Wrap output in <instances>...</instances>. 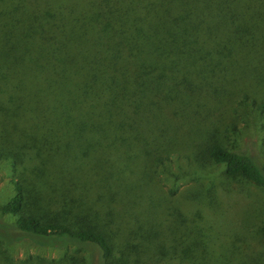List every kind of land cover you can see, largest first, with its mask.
Returning <instances> with one entry per match:
<instances>
[{
	"label": "trees",
	"instance_id": "1",
	"mask_svg": "<svg viewBox=\"0 0 264 264\" xmlns=\"http://www.w3.org/2000/svg\"><path fill=\"white\" fill-rule=\"evenodd\" d=\"M237 111L264 133V0H0V162L14 192L0 214L20 237L90 243L103 264L147 251V263L264 264L178 249L186 234L198 247L229 181L264 192V141L229 140ZM119 208L163 212L172 244L109 228Z\"/></svg>",
	"mask_w": 264,
	"mask_h": 264
},
{
	"label": "rangeland",
	"instance_id": "2",
	"mask_svg": "<svg viewBox=\"0 0 264 264\" xmlns=\"http://www.w3.org/2000/svg\"><path fill=\"white\" fill-rule=\"evenodd\" d=\"M253 119V117L245 119V117H242V113L237 111L235 121L237 123L236 125L241 127V129L240 136L236 137L237 142L232 135L229 137V140L233 144H238L240 142L241 145L247 144L251 146L250 142L255 138L257 143L264 141V133L259 130L258 124H254ZM215 122L218 126L222 123L219 121ZM222 128H224V126H222ZM258 155L260 164L264 168V153L261 152V154L258 153ZM179 159V162L184 164V160H182V158ZM168 161H171V164L174 165L175 157H173V154H171L170 160ZM154 164H156L154 169L160 168L157 162H154ZM149 165L151 166L152 163H149ZM155 176L157 180L154 179L155 192L157 187V192L159 191V193H163L169 197L170 195L165 191L170 190V182L162 178L158 172H156ZM10 178L11 173L9 172V168L0 162V206L14 193L9 183ZM201 181L204 185L208 183L206 178H203ZM195 182L197 181L186 180L180 183L178 189L179 191H183L189 186H193ZM229 183L230 184H225L223 186L222 192H217V195H215L214 205L216 209L208 207L204 211L206 218L208 220L211 219V222L208 226L209 229L205 228L203 231H197L199 235V237H197L199 248L193 244L190 245L189 238H186L187 234L179 239V242L182 244L180 247L178 246L179 252L185 247L188 248V252L186 248L183 250V253L180 255H185L181 257H187L188 253L200 256V253H205V251H217L219 258L223 256V259L230 261L236 256L230 254V249H236L242 252L241 255L244 256L242 259L247 260L248 257H252V261L250 262H253L254 254L258 253V259L262 258L264 260V223L263 225L259 224L260 221L264 222V192L253 184L239 179H233L229 181ZM205 188L204 186L203 189ZM196 189L198 190L197 187ZM194 192L196 193L194 188L191 189V192H183L182 196L184 198H181V201L185 203V197L189 198ZM204 194V191L201 192L199 196L200 199L202 196L204 198ZM141 199L142 197L139 201ZM207 203H212V201L205 198V204ZM103 212L105 211H101V213ZM113 212L117 214V216L112 223H109V228L116 232L125 230L123 231L125 237L133 235L134 238H136L135 241L139 242L142 247L145 246L146 242L153 243L151 248H153L155 244L158 247H168L172 244L174 232L172 234L173 230L171 228L169 230L168 222L164 221L165 215H163V212L149 211L152 213L149 216L145 212L143 213V211H135L136 215L134 219L133 216L131 219L126 217L127 215H125V212L121 211L120 208L119 211ZM219 212L221 213V217L222 214L225 216L223 222H219L221 221V217L216 218ZM158 217H162L160 221L157 220ZM12 219V216L0 214V264H103L100 258V252L93 244L78 243L68 240L49 242L37 238L32 239L27 236L20 237L21 234L17 233ZM147 219L148 221L155 222L154 226H152L153 228L149 227L150 223L147 224ZM151 228L152 230H150ZM120 241L121 243L128 244L121 238ZM116 242L119 243L117 240ZM116 245L117 248L120 247L118 244ZM122 250L123 247L120 248V251ZM117 251L119 252V248ZM140 254L143 255L140 256L141 261L139 264H156L152 259L147 263L148 251L145 253L141 252ZM128 256H131V253ZM236 261L237 260H235V262Z\"/></svg>",
	"mask_w": 264,
	"mask_h": 264
}]
</instances>
